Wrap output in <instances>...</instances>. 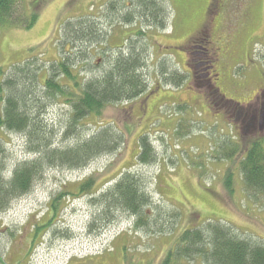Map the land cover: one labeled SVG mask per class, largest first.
<instances>
[{"label": "rangeland", "instance_id": "obj_1", "mask_svg": "<svg viewBox=\"0 0 264 264\" xmlns=\"http://www.w3.org/2000/svg\"><path fill=\"white\" fill-rule=\"evenodd\" d=\"M108 1L19 0L14 18L21 21L34 13L35 24L28 29L21 24L0 29V67L8 70L31 56H37L39 64L56 59L60 26L88 14L100 16L107 32L105 46L113 51L123 45L141 25L125 24L116 16L106 18ZM165 2L166 28L142 26L149 44L147 95L106 107L68 136L69 107L59 100L43 107L42 118L53 130L54 147H71L102 128L119 138V146L79 168L46 167L28 193L0 209V264H164L184 229L204 227L210 219L264 245V196H248L239 171L241 155L229 156L223 150L230 142L246 148L255 139H264V133H244L232 113L264 91V0ZM207 29L217 43L223 39L225 58L216 64L218 87L231 107L220 98L213 101L218 95L204 97L188 83L182 47L193 37L206 38ZM229 40L239 49L238 55H231L234 48ZM163 64L172 75L157 72ZM145 135L154 151L150 163L138 157L140 137ZM33 157L23 133L0 131L3 178L10 176L15 163ZM125 172L136 174L152 197L151 206L144 209L151 216L150 228L136 225V217L122 210L102 221L101 203L88 192H78L77 184L89 177L96 182L93 191L104 190ZM53 198H58L54 210ZM184 264L208 263L196 257Z\"/></svg>", "mask_w": 264, "mask_h": 264}, {"label": "trees", "instance_id": "obj_2", "mask_svg": "<svg viewBox=\"0 0 264 264\" xmlns=\"http://www.w3.org/2000/svg\"><path fill=\"white\" fill-rule=\"evenodd\" d=\"M18 1L0 0V29L20 24L28 29L35 24L34 13L21 21L14 18ZM130 3L132 6L128 8L127 0L108 1L109 16L106 18L116 16L125 24L141 25L113 51L105 46L107 32L103 31L100 16L88 14L69 19L60 26L56 59L39 64L38 57L31 56L8 66V70L0 67V131L23 133L28 151L34 155L32 159L15 163L9 177L0 175V209L15 197L28 193L46 167L79 168L100 154L117 150L119 138L106 128L76 140L71 147H54L53 130L42 118V113L48 101H63L70 110L65 132L68 136L77 133V128L91 115L100 116L106 107L130 103L149 93L145 74L149 44L147 31L142 26L165 29L168 5L165 0H130ZM159 68L157 72L161 76L170 74L164 64ZM223 150H228L229 156L241 155L239 171L248 196H264V139L259 137L246 148L230 142ZM138 157L145 163L154 161L151 141L146 135L140 137ZM120 174L112 185L96 191H93L96 182L89 177L77 184L78 192H88L101 203L100 220L110 217L114 210H122L136 217V225L150 228L151 216L144 209L151 206V195L136 174ZM232 178L230 172L227 178L230 188ZM57 199H52L53 210ZM210 221L204 227L184 229L164 264H184L196 257L208 264H264L263 244L240 237L218 220ZM39 229L38 226L34 235Z\"/></svg>", "mask_w": 264, "mask_h": 264}, {"label": "flooded vegetation", "instance_id": "obj_3", "mask_svg": "<svg viewBox=\"0 0 264 264\" xmlns=\"http://www.w3.org/2000/svg\"><path fill=\"white\" fill-rule=\"evenodd\" d=\"M216 17H213L209 22H213ZM221 23L224 21L223 15H220ZM249 17L246 16V23ZM207 29L205 31L208 32ZM200 33V31H199ZM206 38L199 37L189 39L182 47L185 56V67L187 68L188 83L200 89V94L204 97L211 96L214 100L220 98L225 107H231V103L227 102V98L223 96L218 87L220 72L217 69V63L225 57L224 43L218 40L214 41L209 33H206ZM231 46L233 41L229 40ZM236 43V42H235ZM236 48V47H235ZM231 49L232 53L238 55L239 49ZM234 50V51H233ZM230 58V57H229ZM212 101V100H211ZM219 101V99H218ZM215 103L214 105H217ZM246 105L240 104L235 111V122L244 133L255 132L258 134L264 133V91L260 90L255 93L251 100L245 102ZM230 108H227V110ZM222 112L220 113V115ZM227 117V116H226ZM224 117V118H226Z\"/></svg>", "mask_w": 264, "mask_h": 264}, {"label": "bare ground", "instance_id": "obj_4", "mask_svg": "<svg viewBox=\"0 0 264 264\" xmlns=\"http://www.w3.org/2000/svg\"><path fill=\"white\" fill-rule=\"evenodd\" d=\"M112 28V27H111Z\"/></svg>", "mask_w": 264, "mask_h": 264}]
</instances>
